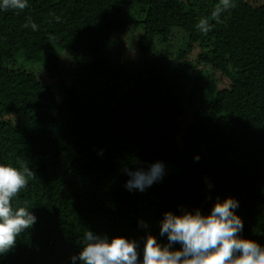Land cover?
Instances as JSON below:
<instances>
[{
	"label": "trees",
	"instance_id": "1",
	"mask_svg": "<svg viewBox=\"0 0 264 264\" xmlns=\"http://www.w3.org/2000/svg\"><path fill=\"white\" fill-rule=\"evenodd\" d=\"M217 3L28 0L0 11V162L33 170L15 202L36 216L0 264H72L86 228L141 248L147 232L166 242V210L207 212L225 196L239 201L241 235L264 244V0H234L220 22ZM137 25L131 67L110 40ZM175 30L184 46L171 44ZM60 53L69 85L44 79L59 75ZM155 161L162 179L124 187L125 168Z\"/></svg>",
	"mask_w": 264,
	"mask_h": 264
},
{
	"label": "clouds",
	"instance_id": "2",
	"mask_svg": "<svg viewBox=\"0 0 264 264\" xmlns=\"http://www.w3.org/2000/svg\"><path fill=\"white\" fill-rule=\"evenodd\" d=\"M27 6L28 0H0V11ZM232 7L234 0H218L211 20L220 22L221 14ZM210 18H200L196 28L209 32ZM24 27L38 29L32 21ZM124 172L128 177L124 187L142 192L163 178L164 164L155 161L147 168H125ZM32 176L29 166L0 162V255L11 250L17 238L36 221L31 208L15 202ZM238 207L235 197L225 196L216 198L207 212L199 208L166 210L159 222V236L166 237V242L147 232L142 248L135 239L123 235L109 238L86 228L80 238L81 247L70 260L72 264H264V244L241 235L244 221L236 211ZM140 223L146 227L143 221Z\"/></svg>",
	"mask_w": 264,
	"mask_h": 264
},
{
	"label": "rangeland",
	"instance_id": "3",
	"mask_svg": "<svg viewBox=\"0 0 264 264\" xmlns=\"http://www.w3.org/2000/svg\"><path fill=\"white\" fill-rule=\"evenodd\" d=\"M254 1H260V0H254ZM140 33V28L137 26H130L124 33H114L111 37V54L113 56H116V58H122L124 55H126L127 62L130 64L131 67L135 66L136 61L140 58V55H138L135 52L134 49V41L137 39L138 35ZM183 33L179 30H175L172 36V42L171 44H182L184 43V37ZM180 46H184L183 44ZM50 50L56 51L57 48L52 46V44H48L47 48L45 49L44 54L46 55ZM120 54V56H118ZM60 67H59V75L55 78L51 77H44L45 81H51L54 83L57 82H65L67 85H69L73 81V76L71 75L69 63L65 62L64 56L60 53Z\"/></svg>",
	"mask_w": 264,
	"mask_h": 264
}]
</instances>
